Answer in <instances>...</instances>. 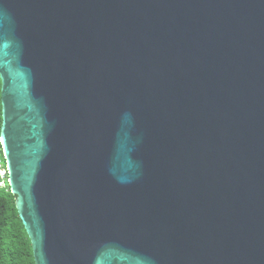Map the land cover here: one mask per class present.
Masks as SVG:
<instances>
[{
    "label": "water",
    "instance_id": "obj_1",
    "mask_svg": "<svg viewBox=\"0 0 264 264\" xmlns=\"http://www.w3.org/2000/svg\"><path fill=\"white\" fill-rule=\"evenodd\" d=\"M0 80L35 264H264V0H0Z\"/></svg>",
    "mask_w": 264,
    "mask_h": 264
},
{
    "label": "trees",
    "instance_id": "obj_2",
    "mask_svg": "<svg viewBox=\"0 0 264 264\" xmlns=\"http://www.w3.org/2000/svg\"><path fill=\"white\" fill-rule=\"evenodd\" d=\"M2 83L0 80V138L2 131ZM0 142V159H3ZM0 264H35L31 240L20 219L16 197L8 189L0 190Z\"/></svg>",
    "mask_w": 264,
    "mask_h": 264
},
{
    "label": "built area",
    "instance_id": "obj_3",
    "mask_svg": "<svg viewBox=\"0 0 264 264\" xmlns=\"http://www.w3.org/2000/svg\"><path fill=\"white\" fill-rule=\"evenodd\" d=\"M9 187V173L6 161L3 157V159H0V190L2 189H8Z\"/></svg>",
    "mask_w": 264,
    "mask_h": 264
}]
</instances>
